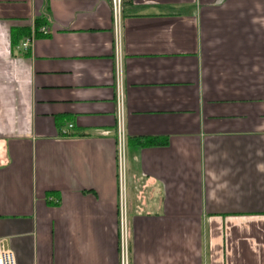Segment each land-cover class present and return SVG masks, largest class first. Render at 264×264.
Returning <instances> with one entry per match:
<instances>
[{
    "label": "crops",
    "instance_id": "1",
    "mask_svg": "<svg viewBox=\"0 0 264 264\" xmlns=\"http://www.w3.org/2000/svg\"><path fill=\"white\" fill-rule=\"evenodd\" d=\"M114 21L0 0V238L17 264H119L122 202L128 264H264V0Z\"/></svg>",
    "mask_w": 264,
    "mask_h": 264
},
{
    "label": "built area",
    "instance_id": "2",
    "mask_svg": "<svg viewBox=\"0 0 264 264\" xmlns=\"http://www.w3.org/2000/svg\"><path fill=\"white\" fill-rule=\"evenodd\" d=\"M120 6H121V0H111V7L112 12L114 16V22H115V28H116V19H118V15L120 13ZM117 29V28H116ZM38 32L42 35H46L48 33V30L45 27H40L38 29ZM35 38L34 35H31L30 37L26 38L20 45L19 48L23 50H27L29 48L31 41ZM69 128H71V125H69ZM123 142L119 140L118 144V161L119 166L122 167L123 162ZM124 204L120 203V230H121V241H122V248H121V254H120V263L119 264H128V256H127V247H126V219H125V213H124ZM0 264H17L15 254L12 249H10L6 244L4 239L0 238Z\"/></svg>",
    "mask_w": 264,
    "mask_h": 264
},
{
    "label": "trees",
    "instance_id": "3",
    "mask_svg": "<svg viewBox=\"0 0 264 264\" xmlns=\"http://www.w3.org/2000/svg\"><path fill=\"white\" fill-rule=\"evenodd\" d=\"M39 28H40V27H39L38 19H37V20H35V32H37V34H38V29H39ZM147 143L149 144L150 141H147ZM143 144H146V143L144 142Z\"/></svg>",
    "mask_w": 264,
    "mask_h": 264
}]
</instances>
